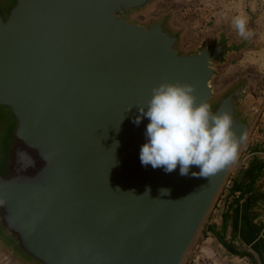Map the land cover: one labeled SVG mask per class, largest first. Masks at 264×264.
<instances>
[{
  "label": "water",
  "instance_id": "95a60500",
  "mask_svg": "<svg viewBox=\"0 0 264 264\" xmlns=\"http://www.w3.org/2000/svg\"><path fill=\"white\" fill-rule=\"evenodd\" d=\"M157 1L0 0L7 263L181 264L233 163L209 178L193 177L195 165L187 176L179 165L143 166L150 121L134 123L140 107L163 82L192 84L197 103L230 114L246 137L258 110L248 107L247 78L213 84L242 45L220 32L184 50L173 11L133 18Z\"/></svg>",
  "mask_w": 264,
  "mask_h": 264
},
{
  "label": "clouds",
  "instance_id": "9594fccd",
  "mask_svg": "<svg viewBox=\"0 0 264 264\" xmlns=\"http://www.w3.org/2000/svg\"><path fill=\"white\" fill-rule=\"evenodd\" d=\"M233 24L242 38L253 35L246 18L237 16ZM152 93L147 106L140 107L141 116L134 120L137 125L143 117L150 121L147 142L140 149L143 166L150 164L171 173L179 165L180 175L187 176L195 165L200 171L192 172L193 177L209 178L237 161L246 136H237L230 114L213 113L208 103H197L194 85L163 82ZM149 193L150 189L144 194ZM160 193L168 195L170 190L162 188Z\"/></svg>",
  "mask_w": 264,
  "mask_h": 264
},
{
  "label": "rangeland",
  "instance_id": "374dc122",
  "mask_svg": "<svg viewBox=\"0 0 264 264\" xmlns=\"http://www.w3.org/2000/svg\"><path fill=\"white\" fill-rule=\"evenodd\" d=\"M168 11H173L170 20L172 27L182 31L181 47L184 50L195 48L202 40L211 41L220 32L225 33L229 43L242 45L237 54H230L225 64L217 66V75L213 81L215 89L219 91L239 77L248 79V107L256 108L258 113L239 151V159L255 131L259 128V131L256 132L264 134L263 127H261L264 124V2L253 0H158L146 10L134 15L133 18L145 22L148 19L161 17ZM237 16L246 18L247 29L253 33L250 38L244 39L238 34L233 24V20ZM236 162L233 163L228 175ZM222 188L224 187L222 186ZM214 202L181 264H198L199 241L216 208L217 202L216 204ZM0 264L13 263H7L0 256Z\"/></svg>",
  "mask_w": 264,
  "mask_h": 264
},
{
  "label": "crops",
  "instance_id": "0c3cea01",
  "mask_svg": "<svg viewBox=\"0 0 264 264\" xmlns=\"http://www.w3.org/2000/svg\"><path fill=\"white\" fill-rule=\"evenodd\" d=\"M256 131L225 182L221 198L229 193L235 202L223 224L218 201L199 241L198 264H264V134Z\"/></svg>",
  "mask_w": 264,
  "mask_h": 264
},
{
  "label": "trees",
  "instance_id": "16d2710c",
  "mask_svg": "<svg viewBox=\"0 0 264 264\" xmlns=\"http://www.w3.org/2000/svg\"><path fill=\"white\" fill-rule=\"evenodd\" d=\"M223 187H225V184L223 185ZM224 192V188H221L218 196L216 197V200L214 202V204H216V202L218 203V201H220V203L222 202L223 205V212H222V223L224 224L226 221V215H227V210L229 209V207L231 205L234 204L235 200H229V193H226L225 196L223 198H221L222 194ZM209 230L212 232L213 231V227H210L209 225ZM214 234V233H213ZM218 237V236H217ZM219 238V237H218Z\"/></svg>",
  "mask_w": 264,
  "mask_h": 264
},
{
  "label": "built area",
  "instance_id": "2783aa9c",
  "mask_svg": "<svg viewBox=\"0 0 264 264\" xmlns=\"http://www.w3.org/2000/svg\"><path fill=\"white\" fill-rule=\"evenodd\" d=\"M253 1H261V2H264V0H253Z\"/></svg>",
  "mask_w": 264,
  "mask_h": 264
}]
</instances>
